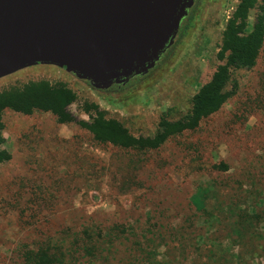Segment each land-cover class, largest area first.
Returning a JSON list of instances; mask_svg holds the SVG:
<instances>
[{"label": "rangeland", "instance_id": "obj_1", "mask_svg": "<svg viewBox=\"0 0 264 264\" xmlns=\"http://www.w3.org/2000/svg\"><path fill=\"white\" fill-rule=\"evenodd\" d=\"M238 3L196 0L180 42L121 88L97 91L63 70L35 66L0 79V93L60 83L76 97L68 110L77 120L89 121L96 107L131 136L151 138L161 120L193 112V98L224 64L218 54ZM257 14L250 12L249 28ZM226 91L227 102L194 130L144 151L97 143L49 113L5 110L1 149L10 161L0 165V264H21L23 246L35 250L85 228L116 238L101 257L78 254L76 264H264V43L253 68L231 73ZM199 187L213 191L208 210L219 221L208 226L190 202ZM216 191L228 205L260 203L255 233L239 236L233 214L216 212Z\"/></svg>", "mask_w": 264, "mask_h": 264}, {"label": "water", "instance_id": "obj_2", "mask_svg": "<svg viewBox=\"0 0 264 264\" xmlns=\"http://www.w3.org/2000/svg\"><path fill=\"white\" fill-rule=\"evenodd\" d=\"M194 0H0V79L52 66L97 91L155 69Z\"/></svg>", "mask_w": 264, "mask_h": 264}, {"label": "trees", "instance_id": "obj_3", "mask_svg": "<svg viewBox=\"0 0 264 264\" xmlns=\"http://www.w3.org/2000/svg\"><path fill=\"white\" fill-rule=\"evenodd\" d=\"M196 1V0H195ZM258 10L255 21L249 28L248 18L252 10ZM190 15L181 22L177 43L183 38L189 24ZM264 43V0H239L232 17L225 25L222 47L218 54V60L224 62L219 66L211 79L205 84L193 98L195 109L190 115L179 121L161 120L158 130L153 137L135 138L114 120H107L104 114L96 107L94 115H90L89 121L77 120L68 108L75 102V95L63 84L48 82L27 83L21 88H13L0 93V165L10 161L7 151L1 149L4 144L2 136V115L5 110H10L22 115H32L35 112L49 113L54 116L56 122L61 125L77 124L86 130L93 139L100 144H108L124 150H155L167 142L171 137L187 130H194L202 119L216 112L230 98L226 91L231 81V73L237 70H248L255 66L259 52ZM170 50L163 56L164 59ZM147 76V75H146ZM144 78V77H142ZM141 79V78H139ZM91 108H86L89 113ZM219 169H226L221 164ZM211 188L199 187L191 197L190 202L194 210L202 217V225L208 226L212 222H218L215 211L208 210V202L211 200ZM215 193L216 208L219 215L225 211L233 214L234 227L239 236L243 233H255L254 225L261 219L259 212L260 203H252L250 206H238L227 204V200L220 202V196ZM219 195V194H218ZM221 221V218H220ZM204 227V226H203ZM114 234L101 230L85 228L80 233H71L65 239L48 242L37 249H29L23 246L21 250V264H76L77 255L83 258H95L97 252L106 245L110 247L114 242ZM211 249L213 244H210ZM148 264H162L149 262Z\"/></svg>", "mask_w": 264, "mask_h": 264}, {"label": "flooded vegetation", "instance_id": "obj_4", "mask_svg": "<svg viewBox=\"0 0 264 264\" xmlns=\"http://www.w3.org/2000/svg\"><path fill=\"white\" fill-rule=\"evenodd\" d=\"M194 5H195V0H194ZM194 5H193V6H194ZM192 8H193V7H192ZM178 36H179V35H178ZM177 39H178V37H177ZM176 42H177V40H176ZM176 42H175V43H176ZM169 50H170V49H169ZM149 73H150V72H149ZM144 77H145V76H144ZM139 78H142V77H139ZM139 78H136V79H139ZM134 80H135V79H134ZM114 88H116V87H114ZM114 88H111V89H109V90H112V89H114ZM119 88H121V87H119ZM109 90H108V91H109Z\"/></svg>", "mask_w": 264, "mask_h": 264}]
</instances>
